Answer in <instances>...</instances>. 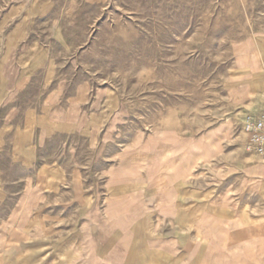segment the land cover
Instances as JSON below:
<instances>
[{
	"label": "rangeland",
	"instance_id": "374dc122",
	"mask_svg": "<svg viewBox=\"0 0 264 264\" xmlns=\"http://www.w3.org/2000/svg\"><path fill=\"white\" fill-rule=\"evenodd\" d=\"M1 104L0 264L167 263L264 171V0H0Z\"/></svg>",
	"mask_w": 264,
	"mask_h": 264
},
{
	"label": "crops",
	"instance_id": "0c3cea01",
	"mask_svg": "<svg viewBox=\"0 0 264 264\" xmlns=\"http://www.w3.org/2000/svg\"><path fill=\"white\" fill-rule=\"evenodd\" d=\"M3 108L1 104L0 122L5 121ZM248 170L250 175L236 180V194L229 187L222 192L220 200L229 213L222 219L207 216L211 220L205 230H199L197 219L186 228L179 215L174 220L165 211L159 216L152 248L169 255L162 264H264V171L256 165ZM231 203L237 204L235 210L229 209ZM86 236L83 232L79 252L92 248L87 247Z\"/></svg>",
	"mask_w": 264,
	"mask_h": 264
},
{
	"label": "built area",
	"instance_id": "2783aa9c",
	"mask_svg": "<svg viewBox=\"0 0 264 264\" xmlns=\"http://www.w3.org/2000/svg\"><path fill=\"white\" fill-rule=\"evenodd\" d=\"M242 121V133L246 137L244 150L264 159V111L247 115Z\"/></svg>",
	"mask_w": 264,
	"mask_h": 264
}]
</instances>
